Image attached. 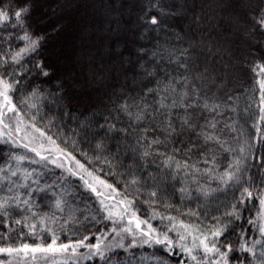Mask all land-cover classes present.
<instances>
[{"label": "trees", "instance_id": "1", "mask_svg": "<svg viewBox=\"0 0 264 264\" xmlns=\"http://www.w3.org/2000/svg\"><path fill=\"white\" fill-rule=\"evenodd\" d=\"M25 3L24 27H13L14 12ZM0 10L10 14L0 22V56L8 61H0V77L12 85L20 113L3 109L9 115L0 124V201L18 192L28 201L16 207L10 200L8 215H0V248L46 247L53 235L56 247L71 245L54 253H0V264H196L177 240L185 224L197 234L227 225L220 241L232 242L230 255L261 264L255 197L264 190V73L256 66L264 65V31L255 19L264 0H2ZM153 15L159 27L147 23ZM25 31L42 37L40 46L14 63L11 55L27 44L18 39ZM86 56L99 60L86 63ZM185 87L197 93L184 101L199 105L187 109L194 131L182 127ZM162 100L168 108H160ZM205 103L218 107L206 110ZM202 128L220 143L206 145L197 135ZM22 156L48 168L17 189L7 179L21 167L14 157ZM225 172L239 181L223 183ZM244 188L254 194L246 205L239 204ZM108 191L118 212L107 206ZM233 205L240 219L225 215ZM130 210L145 222L140 230L126 226ZM149 227L151 238L142 234ZM165 232L176 244L167 251L155 243ZM255 240L261 241L255 257L239 250Z\"/></svg>", "mask_w": 264, "mask_h": 264}, {"label": "snow or ice", "instance_id": "2", "mask_svg": "<svg viewBox=\"0 0 264 264\" xmlns=\"http://www.w3.org/2000/svg\"><path fill=\"white\" fill-rule=\"evenodd\" d=\"M0 3H2V0H0ZM28 12H29V7L26 3L23 4L22 6H20L19 9L14 12L16 24H14L13 27H16L18 25L21 28H23L24 27V18L27 16ZM161 15H164L163 11H161ZM9 19H10L9 12L0 10V22H7ZM147 23H149L152 26H156V27L160 26V20L155 15L151 16L150 20L147 21ZM255 24L259 29L264 31V10H261V14L258 17H256ZM18 39H20L22 41H26L27 44L25 47L21 48L18 52H15L14 54L11 55V60L14 63H18L23 55L28 54L30 52H35L40 46V40L42 39V37L37 38V39H32L29 36V34L25 31L24 35L19 36ZM0 61H3L4 64H6L8 62L7 60L4 59L3 56H0ZM0 66H3V65L0 64ZM180 66L183 67L187 71L188 65L186 63L181 64ZM37 67L42 68V65L38 64ZM256 67L259 69L260 73H264V65H257ZM43 75L47 76L48 72L44 71ZM184 82H185V85L187 86L188 84H190L191 81L186 76L184 78ZM260 87H261V90L264 91V81L260 82ZM11 89H12V85L6 79L0 77V98H2V101H0V124H4V117L7 115V113L3 111L4 108H7V112L14 113L17 117L20 116V113L17 111L16 106L13 105L12 99L9 95ZM172 91L175 92L176 89L173 87ZM196 94L197 93H196L195 88H193L192 93H190L188 91L187 87H185V90L180 94V101H181L180 107L185 108V112H186V115L181 118L182 127L187 126V128L189 130H192V131L195 130V125L190 122L191 121V115L187 113V109L188 108H196L199 105L196 103L195 100H193L190 104H185L184 101L187 100L190 95H196ZM164 99H167V97H164ZM176 106H177L176 102L173 101L171 107H176ZM216 107H218V106L213 105L212 108L210 109L209 105L207 103H205L203 105V108L206 110H214ZM160 108L161 109L168 108V106L166 104H164L163 100L160 103ZM261 111L264 112V107L261 108ZM142 118H143V113H141L140 116L137 117L138 120L142 119ZM261 118L264 119V116H262ZM18 123H22V121L18 120ZM5 127H7V125H5ZM208 127H211L214 129L216 127V125L214 123H210L208 125ZM167 128L171 129L173 132L175 131V128L173 127L170 120L167 124ZM41 135H43V133H41ZM197 135L203 137V140H204L206 145L212 141H215L216 143H220L219 139L215 135L204 131L203 128L201 129L200 132L197 133ZM153 143H160V141L155 140V141H153ZM24 147H27V145H24ZM30 150L34 151V149H30ZM37 155H39L38 152H37ZM145 155H147V153H145ZM14 159H17L19 161V160H23L24 157H14ZM42 159H43V157H42ZM81 167H83V166L81 165ZM229 167H231V165ZM3 171H5V169H0V172H3ZM11 175L15 176V175H17V173L15 171H13L11 173ZM27 175H30V174H26V177H27ZM89 175H91V173H89ZM239 179H240V177H237L232 172H225L224 176L221 177L222 182L225 184H227L228 181H232V180H236L238 182ZM85 183H87V181H85ZM101 183H103V182L101 181ZM133 183H135V181H133ZM9 191H11V188H9ZM153 195H155V193H153ZM255 198L258 199L259 205H260L259 210L257 212V218L259 221H261L259 224V232H260L261 236L264 237V190H261L260 192H258L257 196ZM13 199L16 200L17 202H19V196L8 197V198L4 199L3 201H0V215H5V216L8 215L7 208L9 206H12L9 204V201L13 200ZM253 199H254L253 191H250L249 188H244L242 193H241V199L239 201V204H245L246 205L248 202L252 201ZM23 203L28 204V201L25 200V201H23ZM15 206L19 207V203H16ZM57 207H59V201H57ZM225 215L230 216V217H235L236 219H240L239 210H238L237 205H233V211L226 212ZM133 218L136 220L137 230H140V224L145 223V222L140 221L137 217H135V213H133ZM169 219H172V218H169ZM132 222H133L132 220H129V224H131ZM16 223L19 224V223H21V221L17 220ZM249 224H256V221L255 220H249ZM182 226L185 227L186 230L190 227L187 225H182ZM33 227H35V226H33ZM123 231L130 232L131 229L130 228H124ZM153 231L154 230L151 227H149V231L143 232L142 234L144 236L150 237V233ZM169 231H173V229H169ZM196 231H199V229L197 228ZM226 231H227V225H221L219 227H215L214 230L209 229L208 234H202L203 238H200V236L194 237V240H197L198 243L194 244L193 247L190 248V247H187V246L181 244V245H179L180 250L187 257H189L191 261H195L196 264H231L232 260H236L237 264H246L245 260H243L239 257H235V256L230 255L236 251V249L233 247L232 242L221 243L220 238L225 235ZM189 234L191 235V232H189ZM209 234L212 237L211 240L209 239ZM161 235H162V238H157L155 240L156 244L166 245V249H165L166 251L171 249L172 247L176 246L175 242L169 238L168 233L165 232V233H162ZM179 238L181 241H183L185 239V236L180 235ZM57 239H58V237L53 235L52 242L50 244H48L46 247L41 246V245H37L36 247H30L28 244H24L21 249L10 248V247L9 248H0V253L12 254L13 252H20V251H24V252L31 251L33 253H36V252H43V253L52 252V253H54L57 251H66L69 247H71V245H67V244H61V245H59V247H56ZM85 239H87V237H85ZM148 242H149L148 240H145L144 244H147ZM260 243H261L260 240H255L254 243L252 244V246H246L247 242H245V243H242L240 245L239 250L242 252L250 253L253 255V257H255V252H254L255 245L260 244ZM80 244L82 245L83 241H80ZM120 246L123 247V245H120ZM135 246H136L135 244L130 245V247H135ZM92 247L98 248L99 246L95 245ZM197 250L203 252V256L200 257L199 259H198L197 255L194 254V252H196ZM73 251H74V249H73ZM169 254H172V253L170 252ZM100 255H101V258H103V253H100ZM261 257H264V252L261 253ZM181 264H187V261L182 260ZM261 264H264V260L261 261Z\"/></svg>", "mask_w": 264, "mask_h": 264}, {"label": "rangeland", "instance_id": "3", "mask_svg": "<svg viewBox=\"0 0 264 264\" xmlns=\"http://www.w3.org/2000/svg\"><path fill=\"white\" fill-rule=\"evenodd\" d=\"M65 8V7H64ZM79 12V11H78ZM242 12H240V14H241ZM79 17H80V15H79ZM79 19V18H78ZM233 37H235V35H234V33H233ZM230 40L232 39V38H229ZM238 39H239V37H238ZM241 42H242V44L243 45H245V43H244V41L243 40H240ZM74 59H75V57H73L72 58V63L73 62H76V63H78V61H79V59H75V61H74ZM94 59H96L95 61L96 62H98V60L99 59H97V58H95L94 56H86L85 58H84V61L86 62V63H88L89 61H93ZM95 62V63H96ZM71 63V64H72ZM70 64V65H71ZM99 66V65H98ZM87 76V75H86ZM82 82V81H81ZM78 84H79V82H78ZM77 84V85H78ZM91 86L90 87H92L93 85H94V83H92L91 82ZM89 87V86H88ZM78 90H79V88H78ZM9 114L7 113V115H6V117H5V119H7V116H8ZM19 120V119H18ZM18 132V131H17ZM19 134V136H20V133L21 132H18ZM22 136H23V138H25L26 139V141L27 142H30V141H32L33 139H32V136H31V133H29L28 135H27V132H25V133H22ZM41 152V151H40ZM53 156H54V154H53ZM23 157V156H22ZM34 160H36V159H31V158H28V157H24V159L23 160H17L18 161V163H20V161H21V167H19V166H16V167H14V169L11 171V173L13 172V171H15L16 173H17V175H15L14 177H10V178H8L7 179V181L8 182H10V183H12V186L14 185L17 189L19 188V187H22V185L23 186H25L26 185V183L27 182H29V181H36L37 180V177H38V175L39 174H37L38 172H39V170H40V167L42 166V170H40V171H45V169H47L48 167V164L46 163V162H41V160H39V161H34ZM29 163V166L27 165V164ZM51 163L52 164H54V163H56V162H53V161H51ZM67 165H69V163L67 164ZM34 173H36L37 175H34ZM26 174H30V175H27V177H26ZM12 176V175H11ZM88 176H89V173H88ZM16 177V178H15ZM90 181H91V183L95 186V187H98V188H100L101 190H107V185L105 186V185H102V184H98L99 182H98V180L97 181H93V180H91L90 179ZM109 192V191H108ZM109 194L111 195V198H110V201L108 202V204L109 205H107V206H110V208H111V210L112 211H115V212H118L119 211V205H118V203L117 202H115L113 199V196H114V192L112 193V191L111 192H109ZM113 195V196H112ZM16 196H19V202H17L16 200H14V202L15 203H20V202H23V201H25V200H23V199H21L22 198V195L21 194H19V192H18V194H16ZM16 196H14V197H16ZM21 197V198H20ZM116 197V196H115ZM121 212V211H120ZM133 213L134 212H131V210H130V216H132V217H130V218H133ZM120 214V213H119ZM128 219H129V217H128ZM134 223V222H133ZM142 225H143V223H141L140 224V229L142 228ZM186 225V224H185ZM126 226H129V222H128V224L126 225ZM188 226V225H187ZM148 229H146V231H147ZM189 232H191V235L189 234ZM153 232H151L150 234H152ZM203 234H207V233H203ZM180 235H184L185 236V239L183 240V241H181L180 240V243L182 244V245H185V246H187V247H193V245L194 244H196V243H198V241L197 240H194V237H196V236H200V238H203V235L202 234H197V233H195L194 231H192V228L191 227H189L187 230L185 229V227H183L182 226V229H181V231H180V233H179V235H178V237H177V240L178 239H180L179 237H180ZM211 236H210V234H209V239L211 240ZM197 251H199V250H197ZM197 251L196 252H194V254H197ZM22 253H23V251H22Z\"/></svg>", "mask_w": 264, "mask_h": 264}, {"label": "water", "instance_id": "4", "mask_svg": "<svg viewBox=\"0 0 264 264\" xmlns=\"http://www.w3.org/2000/svg\"><path fill=\"white\" fill-rule=\"evenodd\" d=\"M129 220H132L134 224L136 225V220L134 218H129Z\"/></svg>", "mask_w": 264, "mask_h": 264}]
</instances>
